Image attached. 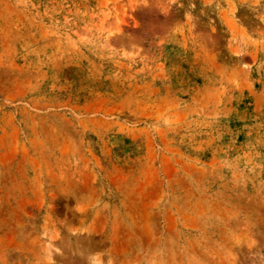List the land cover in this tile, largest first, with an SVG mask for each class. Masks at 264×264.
Here are the masks:
<instances>
[{
    "label": "rangeland",
    "instance_id": "374dc122",
    "mask_svg": "<svg viewBox=\"0 0 264 264\" xmlns=\"http://www.w3.org/2000/svg\"><path fill=\"white\" fill-rule=\"evenodd\" d=\"M0 264H264V0H0Z\"/></svg>",
    "mask_w": 264,
    "mask_h": 264
}]
</instances>
